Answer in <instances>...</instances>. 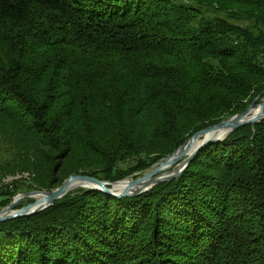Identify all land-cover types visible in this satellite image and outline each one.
<instances>
[{
  "label": "trees",
  "instance_id": "1",
  "mask_svg": "<svg viewBox=\"0 0 264 264\" xmlns=\"http://www.w3.org/2000/svg\"><path fill=\"white\" fill-rule=\"evenodd\" d=\"M256 97L264 0H0V174L38 189L133 176ZM0 264H264V119L138 196L0 222Z\"/></svg>",
  "mask_w": 264,
  "mask_h": 264
},
{
  "label": "water",
  "instance_id": "2",
  "mask_svg": "<svg viewBox=\"0 0 264 264\" xmlns=\"http://www.w3.org/2000/svg\"><path fill=\"white\" fill-rule=\"evenodd\" d=\"M255 100H257V98ZM255 100L242 113H238L230 117L229 119H224L220 121L219 123L203 128L200 131L191 135L185 142H183L170 155L162 159L160 161V164L157 165L153 170L143 175L142 177L131 180L130 182H128L127 186L121 191L114 192L112 190V185L115 183H119L123 180L110 182V181L100 180V179H97L95 177H91L88 175L73 174V175H70L68 178H66L63 181V183L55 189L22 193L21 195L14 197V199L10 201L6 206H4L2 210L0 211V222L11 219V218H15V217L30 216V215H33L43 210L47 206L52 205L56 199H59L63 197L64 195H66L67 193L74 191L72 188H70V184L72 181H76V180L84 182L85 183L84 188L88 190L102 192L104 194L117 197V198L135 197V196H138L150 190L157 183L170 181L173 178L178 177L183 172V170L189 165L192 159L196 156V154L203 147L211 143L220 142L229 133H231L233 130H235L236 128L244 124H256V123H259L261 120H263L264 119V105H263L264 102H262L259 105L260 110L256 115L250 118H243V116L253 107ZM211 129H224L225 132L222 135L223 137L221 136V138L217 137V138L207 139L206 141L199 144L196 148H194V150L191 151V153H189L185 157V159L181 163V166L178 167V169L174 171H169V172H162V170L160 169L161 168L160 166L164 163V161L174 156H176L177 158H180L182 156V153L178 155V151L180 149H182L187 143H191L192 141H195L199 136L208 132ZM150 176H153V177L149 179L148 177ZM133 185H137V187L133 188L132 187ZM33 193L45 194L44 203L41 206H38L34 209H29V206H26L18 210H13L14 206L19 202V200L22 197L31 195ZM1 212H5V214H1Z\"/></svg>",
  "mask_w": 264,
  "mask_h": 264
},
{
  "label": "rangeland",
  "instance_id": "3",
  "mask_svg": "<svg viewBox=\"0 0 264 264\" xmlns=\"http://www.w3.org/2000/svg\"><path fill=\"white\" fill-rule=\"evenodd\" d=\"M257 98V97H256ZM255 98V99H256ZM254 99V100H255ZM253 100V101H254ZM252 101V102H253ZM251 102V103H252ZM264 102V97L261 98L259 100V102H257V100H255L254 102V105L252 108H257L259 107V105ZM250 103V104H251ZM249 104V105H250ZM248 105V106H249ZM243 112V111H242ZM240 112V113H242ZM238 114V113H237ZM236 115V114H234ZM232 115V116H234ZM232 116H229L228 118H225V119H229L230 117ZM224 120V119H223ZM222 121V120H221ZM219 123V122H218ZM234 131V130H233ZM230 134V133H229ZM228 134V135H229ZM227 135V136H228ZM223 137V136H222ZM221 138V137H220ZM225 138V137H224ZM178 148V147H177ZM176 148V149H177ZM14 154V152H11V153H7V156L4 155V154H1L0 153V162H2L1 165H3V163H6L8 161H10L11 159V156ZM167 157V156H166ZM185 159V158H184ZM160 164V161L156 164H154L153 166H151L150 168L140 172V173H135L133 176H128L127 178H124L122 180H133V179H136V178H139L145 174H147L148 172H150L151 170H153L157 165ZM175 168V167H173ZM172 168V169H173ZM0 172H2L0 170ZM7 173V172H6ZM4 173V174H0V176H2L0 178V187H2V189H10L11 191H15V194L11 197L10 201H12L14 199V197L18 196V195H21L22 193H29V192H34V191H44L43 189H38V186L37 184L35 183V174L30 172V171H15L14 173ZM158 174V173H157ZM73 175V174H72ZM83 175V174H82ZM68 178V177H67ZM174 179V178H173ZM120 181V180H119ZM63 183V182H62ZM61 183V184H62ZM60 186V185H59ZM57 186V187H59ZM55 187V188H57ZM36 188V189H35ZM55 188H52V189H55ZM82 187H79L77 189H81ZM84 188V187H83ZM82 188V189H83ZM52 189H49V190H52ZM77 189H73V190H77ZM2 200V198H0V201ZM57 200V199H56ZM9 201V202H10ZM8 202V203H9ZM35 202V199L32 198L30 195L28 196H25V197H22L19 202L14 206L13 210H18V209H21L23 207H26V206H29L31 204H33ZM7 203V204H8ZM6 204V205H7ZM4 205V206H6ZM2 206V204L0 203V211L2 210V208L4 207ZM49 207V206H47ZM46 207V208H47ZM45 209V208H44ZM43 209V210H44ZM42 211V210H41ZM40 212V211H39ZM38 213V212H37ZM36 214V213H35Z\"/></svg>",
  "mask_w": 264,
  "mask_h": 264
},
{
  "label": "bare ground",
  "instance_id": "4",
  "mask_svg": "<svg viewBox=\"0 0 264 264\" xmlns=\"http://www.w3.org/2000/svg\"><path fill=\"white\" fill-rule=\"evenodd\" d=\"M264 105V103H263ZM260 110V106L257 108H251L244 116L243 118H250L254 115H256ZM225 130L224 129H211L208 132L202 134L201 136H199L195 141H192L191 143H187L182 149H180L178 151V155L180 153H182V156L180 158H177L176 156L171 157L169 159H167L166 161H164V163L160 166L162 172H169V171H174L176 169H178V167L181 166L182 161L184 160V158L191 153V151L194 150V148H196L199 144H201L202 142L206 141L209 138H217V137H221L224 134ZM175 167V168H173ZM173 168V169H172ZM142 177V176H141ZM153 176L148 177L149 179H151ZM131 180H123L119 183H115L112 185V190L114 192H118L123 190L128 182H130ZM79 187H85V183L82 181H72L70 184V188L72 189H77ZM137 187V185H133L132 186ZM32 198L35 199V202L31 205H29V209H34L38 206H41L44 203V198H45V194L43 193H33L30 195ZM1 214H5V212H1Z\"/></svg>",
  "mask_w": 264,
  "mask_h": 264
}]
</instances>
